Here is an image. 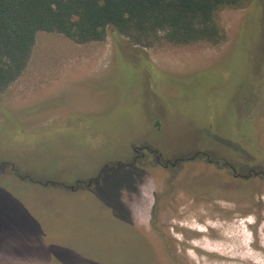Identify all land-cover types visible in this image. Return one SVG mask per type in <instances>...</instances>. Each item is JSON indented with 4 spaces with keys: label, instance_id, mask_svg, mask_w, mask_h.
<instances>
[{
    "label": "rangeland",
    "instance_id": "1",
    "mask_svg": "<svg viewBox=\"0 0 264 264\" xmlns=\"http://www.w3.org/2000/svg\"><path fill=\"white\" fill-rule=\"evenodd\" d=\"M263 13L264 0L219 8V43L37 32L24 71L0 92V264H258L213 261L192 240L263 260L264 176H247L264 170ZM143 145L184 160L164 168L149 154L141 173L108 171L96 198L83 185L10 176L73 185ZM165 188L173 196L156 212ZM117 192L132 227L100 203Z\"/></svg>",
    "mask_w": 264,
    "mask_h": 264
},
{
    "label": "trees",
    "instance_id": "2",
    "mask_svg": "<svg viewBox=\"0 0 264 264\" xmlns=\"http://www.w3.org/2000/svg\"><path fill=\"white\" fill-rule=\"evenodd\" d=\"M248 1L0 0V92L24 71L35 42V35L39 31L60 33L77 43L103 40L109 28L128 36L135 43L145 45L159 34L173 43L200 40L219 43L224 35L215 19L216 11L224 6H241ZM262 34L264 45V13ZM122 168L124 167H120ZM139 168L136 163L134 167L129 166L124 169L129 170L131 176L135 172L141 173ZM107 173L109 172L103 171L100 178L85 191L93 194ZM10 176L21 183L44 186L36 182L20 180L14 169L10 172ZM210 188L216 189L213 186ZM119 189L121 188L117 189L118 192ZM118 192L114 202L112 199L102 200L101 197L100 203L115 220L132 227L128 214L116 203ZM94 195L95 193L92 196L96 198L97 195ZM172 196V190L165 188L162 194L156 196L155 211L158 210L156 205L160 204V199H163L162 202H167Z\"/></svg>",
    "mask_w": 264,
    "mask_h": 264
},
{
    "label": "bare ground",
    "instance_id": "3",
    "mask_svg": "<svg viewBox=\"0 0 264 264\" xmlns=\"http://www.w3.org/2000/svg\"><path fill=\"white\" fill-rule=\"evenodd\" d=\"M252 219H246V221H248V224L252 225L254 224V221ZM188 229H191L192 231L194 232H204L205 231V228L203 227H199V226H195V225H192V226H187ZM183 228V227H182ZM191 231V232H192ZM193 233V232H192ZM197 239V238H196ZM250 241V239L246 240V242ZM244 242V243H246ZM190 244H192V246H195L197 248H200L202 250H205L207 252H210L212 253V255L214 254L213 257L216 256V258L214 259L213 257L211 258L213 261L215 260L216 262H220L221 261V257H225V256H228V257H235V256H239V257H242L243 259H246V258H250L253 257L255 258L254 259V262L258 263V264H264V259L263 260H260L262 258H258L257 256L254 255L253 251L250 252V250L245 253V254H235L233 253L231 250L227 249V248H223V247H211V246H208L207 243H205L204 241L202 240H192L190 241ZM248 244V243H246ZM252 250V249H251ZM255 252V251H254ZM216 254V255H215ZM211 255V256H212ZM210 256V255H209ZM260 257V256H259ZM227 258V257H226ZM225 258V259H226Z\"/></svg>",
    "mask_w": 264,
    "mask_h": 264
},
{
    "label": "flooded vegetation",
    "instance_id": "4",
    "mask_svg": "<svg viewBox=\"0 0 264 264\" xmlns=\"http://www.w3.org/2000/svg\"><path fill=\"white\" fill-rule=\"evenodd\" d=\"M132 148H133V151L135 152V155L133 156L131 162H129V163H125V164H124V163H121L120 166H119L118 168H116V169H109V170H107V169L105 168L106 165H104V166H103V167H104L103 171H119L120 167H129V166H133V167H134V166L136 165L137 161H138L140 158H144V157H146V155H149V154L155 156L154 159H155L156 163H157L159 166H163L164 168H167V167H174L175 165L178 164V162L184 160V158H175L174 160H169V159L161 160V158H162L161 153L157 152V151L154 150V149H150V148H149L148 146H146V145H145V146L143 145V146H141V147L133 146ZM200 153H201V152H197V153H195L194 156L188 157L187 160H189V161H190V160H196V157H197L198 155H200ZM234 171H235V169L233 170V172H234ZM247 176H248V175H247ZM80 185L85 186V185L82 184V183H79V186H80ZM87 188H89V187H87Z\"/></svg>",
    "mask_w": 264,
    "mask_h": 264
},
{
    "label": "water",
    "instance_id": "5",
    "mask_svg": "<svg viewBox=\"0 0 264 264\" xmlns=\"http://www.w3.org/2000/svg\"><path fill=\"white\" fill-rule=\"evenodd\" d=\"M120 164H121V162L118 161L117 164H116V166H111V167H109V166L106 165L105 168H106L107 170H109V169H116V168H118V167L120 166ZM103 169H104V167H102V168L100 169L99 173H98L95 177H91V178H89L88 181L76 180L75 183H74L73 185H68V186H66L65 184H63V183H61V182H53V181H49V180H47L46 182H44L43 185L55 184V185H60V186H62V187H64V188H68V189H70L71 191H75V190L78 189V187H79V183L84 184L86 187H90V186L93 184L94 181H96V180H98V179L100 178V176L102 175ZM251 173H253L254 175L261 174V175L264 176V170H261V171H258V172L250 170V171H248V174H247V175H250ZM20 178L23 179L24 177H20ZM29 179H30V178H29ZM30 180H31V179H30ZM31 181H32V180H31ZM37 183L40 184V185L42 184L40 181H37Z\"/></svg>",
    "mask_w": 264,
    "mask_h": 264
}]
</instances>
